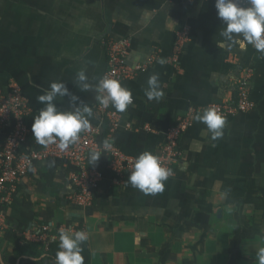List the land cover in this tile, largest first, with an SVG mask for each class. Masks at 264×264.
Returning a JSON list of instances; mask_svg holds the SVG:
<instances>
[{"label":"crops","instance_id":"0c3cea01","mask_svg":"<svg viewBox=\"0 0 264 264\" xmlns=\"http://www.w3.org/2000/svg\"><path fill=\"white\" fill-rule=\"evenodd\" d=\"M214 5L215 0H0V90L17 82L30 108L28 141L20 153L43 147L31 124L44 107L37 97L52 82H64L86 102L93 112L90 124L97 123L96 93L81 92L76 74L85 69L93 84L103 77L107 39L128 40L127 64L146 65L122 82L133 104L118 112V126L108 133L133 158L143 151L157 155L167 130L188 108L233 99L247 66L254 70L255 104L226 118L224 134L215 141L195 121L180 137L173 175L155 195L133 188L130 173L115 185L101 153L94 164L88 157V166L103 177L92 206L81 208L68 200L73 188L65 162L34 163L3 207L7 230L0 231V264H55L38 256L46 252L40 244L21 237L42 226L53 236L68 227L87 231L85 264H258L255 253L264 246V54L252 45L229 49ZM184 30L188 39L175 67L169 60ZM154 73L164 93L159 101L144 95ZM66 101L57 106L67 108ZM9 131L0 130V151ZM8 231L20 238L19 247L7 240Z\"/></svg>","mask_w":264,"mask_h":264},{"label":"built area","instance_id":"2783aa9c","mask_svg":"<svg viewBox=\"0 0 264 264\" xmlns=\"http://www.w3.org/2000/svg\"><path fill=\"white\" fill-rule=\"evenodd\" d=\"M186 1L196 2L200 0ZM238 3L241 6H248V0H238ZM187 39L188 33L185 30L180 32L176 38L173 54L169 60L175 67ZM103 45L108 58V67L103 77L118 79L122 84L123 81L133 78L138 72L146 68V65L131 67L127 64L130 48L128 40L107 39L103 41ZM152 61L153 58H150L148 63L151 64ZM253 75L254 70L251 67L242 68L236 81L234 98L224 103L209 104L205 108L215 107L226 118L253 110L255 104L250 98ZM203 109L204 107L188 108L184 118L167 130L164 143L157 153L164 166L173 169L178 163L180 137L194 124V115ZM29 114L28 100L17 82L11 81L8 90L5 92L0 90V130L10 128L0 151V231L7 230L3 207L16 194L17 185L27 176L34 163L48 160L65 162L69 167L68 179L73 188V192L68 196L69 202L81 208L92 206L95 192L103 174L88 166V157L92 151L102 148L103 142L100 141V138L104 123L107 122L110 130H112L118 126L119 122L117 111L113 110L111 106L105 109L98 104L97 123L91 124L90 130L82 131L77 142L70 145L66 150L61 151L56 144H50L39 150H30L27 154H23L20 153V146L28 141L29 129L26 121ZM106 141L112 146L102 150L101 153L107 158V170L113 175V183L120 185L125 175L131 173L133 157L124 154L114 146L109 141L108 135ZM21 237L24 240L40 244L44 251H48L49 246L58 239L57 236L49 234L47 226L40 227L36 233L25 232Z\"/></svg>","mask_w":264,"mask_h":264},{"label":"clouds","instance_id":"9594fccd","mask_svg":"<svg viewBox=\"0 0 264 264\" xmlns=\"http://www.w3.org/2000/svg\"><path fill=\"white\" fill-rule=\"evenodd\" d=\"M214 6L217 17L224 25L220 36L229 49L238 47V50L245 51L248 45H252L264 54V0H248L247 7L241 6L238 0H215ZM158 62L161 65L165 63L163 59ZM76 83L81 92L94 91L95 99L105 109L111 106L117 112L123 113L133 103L131 90L122 86L118 79L104 76L93 84L89 82L86 70L81 69L76 74ZM144 95L149 101L162 99L164 93L157 73L149 76ZM65 97L68 107L61 109L57 106V101ZM37 100L44 105L33 117L31 124L32 135L38 144H56L64 151L77 142L82 131L90 130L92 108L71 92L64 82H52L48 90L38 95ZM193 119L206 125L213 141L222 138L227 121L215 107L204 108ZM111 146L108 141H104L102 148L90 153V163L98 161L102 150ZM172 175V169L164 166L159 156L143 151L133 158L127 182L145 195H155L164 191V182ZM58 239L55 264H85L82 244L89 239L87 231L63 228L58 233ZM255 260L258 264H264V246L257 249Z\"/></svg>","mask_w":264,"mask_h":264},{"label":"trees","instance_id":"16d2710c","mask_svg":"<svg viewBox=\"0 0 264 264\" xmlns=\"http://www.w3.org/2000/svg\"><path fill=\"white\" fill-rule=\"evenodd\" d=\"M109 131H110L109 125H108L107 122H105L104 125H103V130H102V135H101L100 141H102V142L106 141V137H107ZM33 150H39V149H33ZM56 235L58 236V234H56ZM6 238H7V240L9 242H11L13 245H15V247H19L20 238L16 237L15 235H13L9 231L6 232ZM58 243H59V240L54 242V243H52L49 246L48 251L40 252L38 254V256H40V255L42 256L43 255L45 260H49V261L55 262V254H56V252L58 250Z\"/></svg>","mask_w":264,"mask_h":264}]
</instances>
